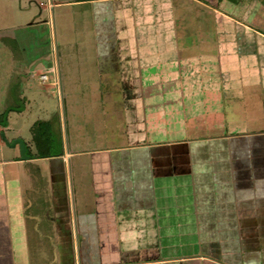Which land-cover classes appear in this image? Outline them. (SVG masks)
Segmentation results:
<instances>
[{
    "label": "rangeland",
    "instance_id": "374dc122",
    "mask_svg": "<svg viewBox=\"0 0 264 264\" xmlns=\"http://www.w3.org/2000/svg\"><path fill=\"white\" fill-rule=\"evenodd\" d=\"M206 1L252 25L253 12H264V0ZM131 2L0 0V125L7 141L25 142L41 122L35 150L55 155L38 157L28 168L0 165V192L7 196L12 219L13 264L161 257L159 231L151 224L150 186L158 157L153 145L143 147L153 136L144 130L136 51L113 72L100 64L99 52L106 46L119 54L134 50L138 27ZM44 73L48 79L42 81ZM8 150L12 152L5 145ZM66 152L71 154L64 177L53 183L51 163L64 164L56 154ZM122 173L126 177L118 183ZM216 201L226 207V199ZM240 233L227 236L234 235L236 243ZM207 234L210 245L221 247L224 232Z\"/></svg>",
    "mask_w": 264,
    "mask_h": 264
},
{
    "label": "crops",
    "instance_id": "0c3cea01",
    "mask_svg": "<svg viewBox=\"0 0 264 264\" xmlns=\"http://www.w3.org/2000/svg\"><path fill=\"white\" fill-rule=\"evenodd\" d=\"M131 7L137 48L119 54L106 46L100 64L113 72L136 51L144 130L153 136L143 147L153 145L158 157L151 224L159 231L161 257L100 258V264H264V12H253L252 25L206 0H132ZM32 133L24 142L32 151L27 158L19 157L17 145L5 151L0 136V165L28 168L39 159L31 157ZM70 154L59 155L64 164L51 163L53 183L64 177ZM118 177L119 183L126 176ZM217 199H226V207ZM11 220L0 192V264L16 258ZM210 230L226 234L221 247L210 245ZM233 231L241 232L236 243L227 236Z\"/></svg>",
    "mask_w": 264,
    "mask_h": 264
},
{
    "label": "water",
    "instance_id": "95a60500",
    "mask_svg": "<svg viewBox=\"0 0 264 264\" xmlns=\"http://www.w3.org/2000/svg\"><path fill=\"white\" fill-rule=\"evenodd\" d=\"M0 136H1V138L4 140V143H5L7 146L14 147V146L18 145L19 148H20V154H21V157H22V158H27V157H28V156L26 155V146H25V144H24V142H23L22 139H20V138H16V139H14L12 142H9V141H7V139L5 138V135H4L3 132H0Z\"/></svg>",
    "mask_w": 264,
    "mask_h": 264
},
{
    "label": "trees",
    "instance_id": "16d2710c",
    "mask_svg": "<svg viewBox=\"0 0 264 264\" xmlns=\"http://www.w3.org/2000/svg\"><path fill=\"white\" fill-rule=\"evenodd\" d=\"M40 123L41 122H37V124L35 125H33V127H32V139H33V141H34V143H35V147L39 144V140H38V138H37V136H38V130H39V125H40ZM27 149H28V147H27ZM26 149V150H27ZM62 153H59V154H56V156L57 155H61ZM35 155H37V156H35ZM49 156H55V155H51V154H47V153H45V152H43V153H38L37 151H36V153H34V154H32V156L31 157H49Z\"/></svg>",
    "mask_w": 264,
    "mask_h": 264
},
{
    "label": "built area",
    "instance_id": "2783aa9c",
    "mask_svg": "<svg viewBox=\"0 0 264 264\" xmlns=\"http://www.w3.org/2000/svg\"><path fill=\"white\" fill-rule=\"evenodd\" d=\"M39 79H40V80H42V81H45V80H47V79H48V77H47V75L44 73V74H40V75H39ZM54 83H56V84H58V85H59V83H58V80H57V79H55V80H54Z\"/></svg>",
    "mask_w": 264,
    "mask_h": 264
}]
</instances>
